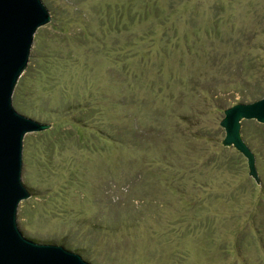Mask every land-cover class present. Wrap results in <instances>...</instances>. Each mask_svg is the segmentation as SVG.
Here are the masks:
<instances>
[{"label":"rangeland","instance_id":"rangeland-1","mask_svg":"<svg viewBox=\"0 0 264 264\" xmlns=\"http://www.w3.org/2000/svg\"><path fill=\"white\" fill-rule=\"evenodd\" d=\"M50 1L66 21L36 31L22 103L56 127L28 134L31 232L97 264H264V130L244 123L256 180L221 126L264 92V0H174L128 31L121 0Z\"/></svg>","mask_w":264,"mask_h":264},{"label":"water","instance_id":"water-1","mask_svg":"<svg viewBox=\"0 0 264 264\" xmlns=\"http://www.w3.org/2000/svg\"><path fill=\"white\" fill-rule=\"evenodd\" d=\"M52 9L50 0H0V264H97L86 256V245L33 233L22 218L23 200L38 192L26 180L23 143L26 139L28 145L29 133L47 130L54 120L43 122L42 116L18 109L13 93L28 65L35 33L51 21ZM242 101L224 111L223 143L247 158L250 174L258 180L255 154L241 130L243 120L264 123V96Z\"/></svg>","mask_w":264,"mask_h":264},{"label":"trees","instance_id":"trees-1","mask_svg":"<svg viewBox=\"0 0 264 264\" xmlns=\"http://www.w3.org/2000/svg\"><path fill=\"white\" fill-rule=\"evenodd\" d=\"M44 1L45 0H43V2ZM66 1H70L71 3H74L75 6H78L84 0H66ZM173 3H174V0H165V1H163L164 5H169V7L167 6L168 9H165L164 7H161L159 5L158 0H121L120 3H118V2L116 3L117 4V8H118L117 9L118 10L117 18H120V21L123 20L122 24L118 23V28L125 27L123 29L128 31L127 29H129L130 23L133 22V21H137L140 18V16H143L146 13H148V15L149 14L150 15L153 14V20L154 21H158V22H160L161 24L164 25V23H166V20L169 19V14L171 13V10H172L171 7H172ZM99 8H100V2H96L94 4V8L92 10V13L89 14L90 18L87 16L89 18L88 20L91 19V16H93V17L95 16L98 20H100V15H98ZM111 10L112 9H111V5H110L109 11H111ZM62 14L63 13H61V15ZM108 20L110 22L114 21V20H112V15L111 14H110V16H108ZM63 21H66V20H64V18L59 20L58 15H53L52 18H51V21H50V24H51L50 26L55 31H60L61 30V26L64 23ZM116 21H117V19H116ZM111 24H113V23H111ZM153 26H154V24L150 26V28H149L150 31H153V29H154ZM167 34H168V32L165 31V35H167ZM38 36H36V38H35V43H34V46H33V50H31V53H30V58H29L28 65H27L26 69L24 70V72L22 73V75L20 76V78L18 79V82L16 84V87H15L14 93H13L14 104L20 110H23L22 103L24 102V99L26 98V96L24 94L26 78L31 72L32 64L33 63L39 64V62L41 61L40 58L38 59L39 54L37 53V50L40 47L39 46V41H38ZM263 96H264V92L263 91L260 92L259 89H256L254 92H252V93L250 92V97L249 98H251L252 100H258V99H260ZM242 97H243L242 98L243 99L242 102H244L248 98L246 95H243ZM244 123H253V124L256 123L259 126L258 128L262 127V130H264L263 129L264 128V123H258L255 120H243L242 124H244ZM55 131H56V127L54 126L51 129H49V130H45V131H42V132H39V133L42 136H47L48 138L49 137L51 138V135L52 136L56 135ZM241 132L243 134V138H245L244 140L245 141L247 140V144L249 142V146H250V136H249L248 131L246 130V127H245V129L241 130ZM250 147H251V149H253L252 145ZM27 152H28V145H27V140L25 139L24 143H23L24 162H25L26 157H27ZM74 250L78 251V250H80V248L78 249V247H75ZM84 250H86V249H84ZM84 250H83V252H84ZM87 251H90V249L87 248Z\"/></svg>","mask_w":264,"mask_h":264}]
</instances>
